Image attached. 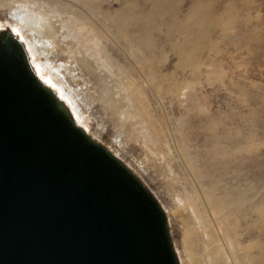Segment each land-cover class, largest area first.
Listing matches in <instances>:
<instances>
[{
  "label": "rangeland",
  "instance_id": "1",
  "mask_svg": "<svg viewBox=\"0 0 264 264\" xmlns=\"http://www.w3.org/2000/svg\"><path fill=\"white\" fill-rule=\"evenodd\" d=\"M7 1L2 2L9 5ZM14 1L28 7L33 17L42 13L53 22L58 20L52 3L49 5L44 0ZM56 1L64 8L73 7L69 1L74 0ZM131 3H137L135 13L150 11L151 5L147 0L110 1L105 2L103 7L106 11H115ZM4 4L0 5V28H12L15 21L11 18V7ZM174 4H178L181 23H188L193 16L211 20V26L206 30L199 24L190 33L192 37L195 32L201 36L207 32V36L197 42L200 46L196 54V68L179 67V48L188 49L190 44L176 28L166 32L167 28L156 31L155 42L159 45L157 43L154 47L150 64L142 51L133 49L132 43L124 37L111 35L115 33L111 24L101 15H95L91 6L86 7L89 13H93L87 21L76 22L72 17H63L66 20L63 24L69 26L71 34L73 29L77 31L80 28L82 35L76 37L78 40L82 38L80 45L89 48H93L94 35L101 40V34L110 31L113 41L102 40L101 44L107 45L113 56L129 67L140 87L145 89L154 119L159 122L171 147L170 158L164 160L152 153L148 146L153 145L148 142L147 146L142 139L144 129L141 123L130 122L124 112L115 113L100 82L78 64L80 57L76 49L68 46L70 39H63L60 34L55 42L58 47L49 60L39 50L36 52L40 62L47 66L43 72L46 76H43L44 80H48L50 74L51 81L55 83L59 80L66 86L86 118L84 127L136 171L159 198L170 218L182 264H188L185 256L188 228L198 240L199 259L206 254L203 238H210L208 249L212 250V254L218 252L217 247L221 244L213 239L218 238L220 233L231 237L232 246L227 250L234 249L237 257L235 262L221 259L223 264H264V0H177ZM175 5L167 13L172 12ZM20 6L17 12H25ZM74 6V9L78 6L83 8L79 3ZM63 24L59 22L57 26ZM86 29L89 33L91 29L95 31L92 41L88 40ZM65 31L61 30V34ZM24 34L32 41L33 37L27 29ZM103 57L101 63L107 68L98 72L106 74L109 82L115 80L117 85L113 84L114 90L121 91V78L114 77L109 60ZM156 60H163L161 63L166 66L162 67L159 63V68ZM63 65L71 69L72 74L65 71ZM158 85L160 89H157ZM119 97L115 95L116 99ZM129 124L135 127H130L132 132H128ZM184 152L190 160L185 158ZM163 165L170 177L161 170ZM172 178L176 181L180 178L179 181L186 185L189 192L197 187L206 194L201 195L203 208L200 207L199 211L203 222H209L204 229L207 236L203 237V230L199 229L197 221L192 220L190 227L187 220L182 219L179 209L184 210L182 212L187 219L188 211L194 209L186 200V194L181 193L180 184L170 183ZM175 186L178 192L174 191ZM206 197L211 198L212 206H208L203 199ZM209 250L207 255H210ZM206 259L207 264H213V256Z\"/></svg>",
  "mask_w": 264,
  "mask_h": 264
},
{
  "label": "water",
  "instance_id": "2",
  "mask_svg": "<svg viewBox=\"0 0 264 264\" xmlns=\"http://www.w3.org/2000/svg\"><path fill=\"white\" fill-rule=\"evenodd\" d=\"M29 57L0 32V264H180L160 202Z\"/></svg>",
  "mask_w": 264,
  "mask_h": 264
},
{
  "label": "bare ground",
  "instance_id": "3",
  "mask_svg": "<svg viewBox=\"0 0 264 264\" xmlns=\"http://www.w3.org/2000/svg\"><path fill=\"white\" fill-rule=\"evenodd\" d=\"M2 1L3 0H0L1 6H3V4H4V2H2ZM44 1L49 2V5H50V3L53 4V6H54V8H55V10L59 16L58 20H56V22H53L50 18H48L46 15H44L42 13H39V14L36 13V15L33 17V13L31 12V10L28 9V7H24L25 5L23 3L18 4V1L8 0L7 3L11 7V14H12L11 18L15 21V24L14 25L12 24L13 25L12 28L11 27L8 28V27L3 26L2 28H0V32L7 30V29L12 30V32L14 33V36H16L20 40V42H22L25 45L27 52L30 56L29 59L32 63L33 70L35 71L36 75L42 80V82L45 85H47L49 88L53 89L56 92V94H57L58 98L61 100V102H63L67 106V108H69V110L71 111V113L75 119L76 124L80 128H83L85 130V132L91 138H93L97 142L103 144L118 159H120L124 164H126L125 161H123L111 148H109L106 144L101 142L98 138H96L93 134H91L87 130V128L84 127V125H85L84 119H86V118L84 116H82V114L80 113V112H82L80 105H78V102L74 98V96L72 94H70L69 91H67L66 86L63 85L61 82H58L59 80L55 83H54V81H51L52 79H50V76H49L50 74L49 75L47 74L49 77L48 80H44V77H46V76L43 75V72L46 71L47 66L43 65V63L40 62V58L37 57L36 52L39 50L48 59L50 55L54 54L55 49H57V47H58V44L55 42H56V39H57L59 34L63 39H70V41H69L70 43L69 44L67 43V44H68V46H71L72 48L76 49L77 56L80 57V58H78V64H80V66L82 68H84L87 72L92 74L97 79L98 83L100 82V85H102L103 90H105V92L107 94V98L112 103V108L114 109L115 113L118 114L119 112H124L127 115V119L130 120V122H132V123L136 122V124L141 123L143 125L142 128L144 129L142 139L147 146L149 145V143L151 145H153V146H150V145L148 146V148L152 151V153H154L157 158L162 157V159H164V160L168 157L170 158V154L172 153L171 147H170L169 143L167 142L165 135L163 134V131L161 130L162 128L160 127L159 122L156 119H154L155 115H153V112L151 109L152 106L150 105L149 99L147 98V95L144 91L145 89H143L142 86L140 87V84L137 82L134 74L132 72H130L129 67L122 64V62H120L118 60V58H115L113 56L114 54L111 53V51L109 50L107 45L101 44L102 40L107 41V42L113 41V39L110 37V34H109L110 31L108 33L105 32V33L101 34L102 39L100 40V39H97L96 35H94L95 34L94 30L93 31H91L92 29L90 30V33H91V35H90V33L86 29L85 33L88 35V40L92 41V39H91L92 35H94L93 41L95 40L92 44L93 48H89L88 46L80 45L81 44L80 41L82 40V38H80L78 40V38L76 37V35H78V34L82 35V33L80 32V28L77 31L75 29H73L72 34H71L69 31L70 30L69 26L63 24V23H66V20H63V17H68V18L72 17L76 22H80V20L87 21L90 18V14L92 15L93 13H89L86 10V7L91 6L94 10L95 15H97V16L101 15L104 20H106L107 22H109L111 24V28H113L114 32H115V33L112 32L111 35L116 36L118 38L124 37L125 40L129 41V43H132L133 49L138 48L140 51H142L143 57H145L147 62H149V63L151 62V54L154 52V47L156 46L157 43L159 45V42H155V40H156L155 35L157 34L156 31H158V30L160 31L162 28H167L165 30V32H166V31H170V30L176 28L179 30L180 34L185 36L186 41L189 40V44H190L189 45L190 48H188V49L179 48L178 53L181 56L179 67H181L183 69L184 68H190V69L196 68L195 67L196 54L198 53L199 46H200L197 42H200L201 37L204 38L205 35L207 36V32L205 33L204 36H201V34H198L197 32H195L192 35V37H190V33L195 31L199 24H201V26L205 27L204 29L206 30L208 27L211 26L210 18H200L199 16H193L189 20L188 23H184V22L181 23L179 21V19H180L179 13L180 12L176 7L178 4H176V5L174 4L177 0H147L149 2V4L151 5V8L149 9L150 11H147L145 13H135V10L137 8V6H136L137 3H131V4L125 5L124 8L117 9L115 11H111V10L106 11L105 7H103L105 5V2L113 1V3H114V2H120V0H74V2L76 4L79 3V5L83 6V8L78 6L79 8L76 7L75 9L73 8V7H75L74 2L69 1V5L72 4L71 6H73V7L68 9V8H64L63 6H61L59 4V1H56V0H44ZM180 3H181V1H180ZM180 3H179V5H180ZM16 4H17V7L15 6ZM9 5H7V6H9ZM19 5H21L20 7H22L26 11L25 12H23V11L17 12L20 9ZM173 5H175L176 8H174V10H172V12L167 13V10L170 9ZM12 6H13V8H12ZM63 14H65V16H63ZM86 14L89 15V17H87ZM94 17H96V16H94ZM53 18H55V17H53ZM97 19L100 20V18H96V19L94 18V20H97ZM170 21H172V25H170ZM59 22H61V24H63V26H57V24ZM100 24H101V22H100ZM104 24H101V25H104ZM96 26H97V24H96ZM105 27H107L106 24H105ZM25 29H27L28 32L32 35V37H33L32 41L29 40L27 35L24 34ZM65 29H66V31L61 34V30H65ZM51 41L54 44L51 45ZM45 42L49 43V45H47ZM157 47H159V46H157ZM144 52H146V53H144ZM103 53L106 56L103 57ZM125 54L127 55V53H125ZM132 55H134V54H132ZM101 56L103 57L102 59H104L106 57L109 60V65L112 68V70H114L113 71L114 77L115 78H121L122 87H123L121 91L120 90L119 91L114 90L115 87L113 84L117 85V83L114 82L115 80L114 81L111 80L109 82L107 80L106 74L103 75L102 72H98V71L102 70V68H107L105 64L101 63L102 62ZM130 57H132V56H130ZM50 59H52V58H50ZM134 59H136V58H134ZM128 61H130V60H128ZM130 62L132 63V61H130ZM161 62H163V60H156L155 64L158 65V67L160 68L161 66H159V63H161ZM47 63H48V61H47ZM161 64H162V67L166 66L165 63H161ZM141 65H143V64H141ZM145 65H147V64H145ZM62 68H64L65 71L71 70V69H68L67 67H65L64 65L62 66ZM49 71L51 72V70H49ZM69 74H72V71H70ZM63 82L65 84V81H63ZM155 87L156 86L154 85V88ZM157 89H160L159 85L157 86ZM174 93H176V92H174ZM115 95H119L120 96L119 99H116ZM134 125H135V123H134ZM134 125L132 126L133 128H135ZM124 126H125V123H124ZM130 127H131V124H129L127 126L128 132H132L131 131L132 127L131 128ZM140 135H138V136H140ZM138 136H136V138ZM182 151H183V149H182ZM184 155H185L186 159L190 160L189 156H187L185 154V152H184ZM177 158H179V157H177ZM160 162H162V161H160ZM188 163L191 164L190 161ZM126 165L141 179V181L151 190V192L154 194V196L160 202V204H161V206H162V208H163V210L167 216L169 231L172 235V241H173V245H174L175 251H176L177 256H178L179 263L182 264L181 257L179 255L178 250H177L175 237L173 235V229H172V225L170 222V218L167 214L165 207L163 206V204L161 203L159 198L156 196V194L153 192V190L143 180V178L136 171H134L128 164H126ZM189 166L191 167L190 169H192V166L191 165H189ZM189 166H187V167L189 168ZM161 170L164 171L165 175L170 177L168 171L164 170V165H163V167H161ZM170 170H172V168H170ZM189 171H191V170H189ZM192 171H193V169H192ZM193 172H195V171H193ZM193 172H190V173H193ZM170 173H172V171ZM179 179L176 181V178L175 179L172 178V179H170V183L175 184V185L180 184V186L182 187L181 193L186 194V200L188 201V203H191V207L194 210L191 211L188 209L189 211H191V212L188 211V219L182 212L184 210L179 209L178 212L181 214L182 219L187 220V222L189 223L188 226H190L192 220L197 221L199 223V226H200L199 229L203 230V237H205V236H207V234H205L204 229L205 230L207 229L209 222L207 223L206 220H205L206 223L203 222L202 214L199 211V209L203 203V202L201 203V198H202L201 195L204 193V191H202V189H201V191L203 192L202 193L201 191H199L200 189L197 190V187H193V185H192L191 188L193 187V189H192V191L189 192L186 185L182 184L181 181H179ZM174 191L178 192L176 186L174 187ZM203 195L205 196L206 194H203ZM203 199L206 201L208 206H210V205L212 206L213 201H211L210 197H206ZM204 207H205V205H204ZM201 208H203V207H201ZM209 210H211V209L209 208ZM206 211H207V209H206ZM191 213L193 215H191ZM205 215H206V213H205ZM199 226H197V227H199ZM189 229L191 230V228H188V234H187V237L185 239L186 246L188 248V250L185 252V256L188 259V264H207L206 258H208V256H213V258H214L213 264H223L221 262V259H223L224 261L227 260L226 262H228V260L231 259L232 262L233 261L235 262L234 259H237L236 254H235V250L232 249L229 252L227 250V247L230 248V246H232V239L228 234H220V233H219V235L215 234L218 236V238L215 237L213 239V241L215 240V242L217 241L216 242L217 244H221V245H220V247L219 246L217 247L218 252L216 251L213 254H212V250L208 249L209 244H210V238L208 240L203 238L202 240H204L203 243H204V249H205L206 254L204 255L203 259H199V257H198L199 256L198 240L195 236L192 235V232ZM208 250H209L210 255H207ZM226 262H225V264H227Z\"/></svg>",
  "mask_w": 264,
  "mask_h": 264
}]
</instances>
